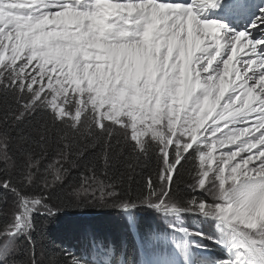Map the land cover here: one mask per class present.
Returning a JSON list of instances; mask_svg holds the SVG:
<instances>
[{"label": "snow or ice", "instance_id": "6c2138e0", "mask_svg": "<svg viewBox=\"0 0 264 264\" xmlns=\"http://www.w3.org/2000/svg\"><path fill=\"white\" fill-rule=\"evenodd\" d=\"M0 190V264H137L95 234L38 254L36 217L82 195L139 264H264V0H0Z\"/></svg>", "mask_w": 264, "mask_h": 264}, {"label": "trees", "instance_id": "16d2710c", "mask_svg": "<svg viewBox=\"0 0 264 264\" xmlns=\"http://www.w3.org/2000/svg\"><path fill=\"white\" fill-rule=\"evenodd\" d=\"M47 162V161H46ZM155 169V160L148 162L146 165L137 168L134 175V182L131 184V188L134 191L137 184H142L145 178L151 174ZM84 171L83 162L80 161L76 168L71 169L64 185L56 190V196L59 199L54 198L53 203H60L61 200L75 201L76 197L73 194V187H79L78 178L80 172ZM124 168L120 165L116 166L115 176H119V173L123 172ZM115 178V177H114ZM104 179V177H101ZM129 185L127 183L117 188V191L127 192ZM0 198H3L0 203V227L4 226L10 218V212L12 210V199L10 195L4 194L3 190H0ZM90 197L85 198L81 196V207H71L64 209L57 213L55 217H45L38 215L36 217V230L33 232V236L37 241L38 254L40 247H43L47 256V260L53 254H60L61 249L67 247L63 246L61 240H70V235L77 234L85 230L86 226H90L91 229L100 230L101 233L106 235H112L116 240V244L119 245L121 238H126L129 241V231L121 220V217L117 215V212L102 209L100 207L93 206L89 203ZM141 211H147L142 209ZM116 216L113 218V216ZM145 221L141 222L140 227L149 228L147 218L152 215V212L147 214ZM123 235V236H122ZM86 237L77 236L74 239L83 243ZM69 250V249H68ZM72 252L71 250H69ZM79 252V248L76 250Z\"/></svg>", "mask_w": 264, "mask_h": 264}, {"label": "rangeland", "instance_id": "374dc122", "mask_svg": "<svg viewBox=\"0 0 264 264\" xmlns=\"http://www.w3.org/2000/svg\"><path fill=\"white\" fill-rule=\"evenodd\" d=\"M12 208V207H11ZM115 212V211H114ZM10 215H11V212H10ZM116 216L114 215L113 218H115Z\"/></svg>", "mask_w": 264, "mask_h": 264}]
</instances>
